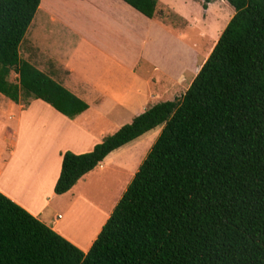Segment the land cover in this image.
Segmentation results:
<instances>
[{
	"label": "trees",
	"instance_id": "obj_1",
	"mask_svg": "<svg viewBox=\"0 0 264 264\" xmlns=\"http://www.w3.org/2000/svg\"><path fill=\"white\" fill-rule=\"evenodd\" d=\"M40 1L0 0V94L73 119L88 104L20 57ZM122 1L156 15L158 0ZM226 1L234 14L179 99L153 104L88 152L62 153L56 195L161 127L90 248L0 192V264H264V0Z\"/></svg>",
	"mask_w": 264,
	"mask_h": 264
},
{
	"label": "crops",
	"instance_id": "obj_2",
	"mask_svg": "<svg viewBox=\"0 0 264 264\" xmlns=\"http://www.w3.org/2000/svg\"><path fill=\"white\" fill-rule=\"evenodd\" d=\"M223 2L228 4L226 0ZM67 13L73 17L68 18ZM33 19L34 53L26 52L25 59L51 74L85 101L88 108L70 119L39 99L36 100L46 110L34 109L37 103H1L0 192L86 252L111 212L90 201L82 188L95 177L107 180L110 168L112 174L117 170L126 172L137 144L152 135L141 156L144 158L161 127L110 152L69 191L56 195L54 185L62 153L88 152L105 136L155 104L154 101L176 99L185 76L180 74L175 81L168 72V76L156 78L160 67L151 57V50L166 33L174 30L122 0H41ZM86 23H91L90 32L84 30ZM47 28L57 33L67 30L70 44L60 39L56 49L51 41L49 49L44 35ZM135 35L139 37L137 40ZM198 71L199 68L194 77ZM142 158L132 168L131 177Z\"/></svg>",
	"mask_w": 264,
	"mask_h": 264
},
{
	"label": "rangeland",
	"instance_id": "obj_3",
	"mask_svg": "<svg viewBox=\"0 0 264 264\" xmlns=\"http://www.w3.org/2000/svg\"><path fill=\"white\" fill-rule=\"evenodd\" d=\"M59 14L55 12V15ZM233 14V7L229 3L224 4L223 0H213L208 4L207 9H203L201 0H158L154 18L164 25H169L174 32L169 31L165 34L163 40H160L159 43L154 45L151 50V57H153L154 62L160 67L156 72V78L162 74L167 75L168 72L170 73V78L175 79V81L180 74L185 76L184 81L180 83L181 90L176 98L179 99L187 90L195 71L203 65ZM65 15L68 18L73 17L72 13ZM48 20V24H51L49 18ZM90 27L91 23H86L84 30L90 32ZM34 33L35 23L33 19L23 38V41H25H22L23 43L20 45V57L22 59L26 58V52L34 53V47L32 46L35 44ZM44 35L47 37L49 49L51 41L55 42V48L58 46L60 39H63L68 45L71 42L67 30H62L57 33L47 28L44 31ZM138 38V35H135V39L137 40ZM9 79L15 81L17 79L16 74L11 72ZM21 101L31 105L37 103L34 109H47L39 100L33 98ZM3 102L12 103L13 101L0 94V104ZM155 102L157 103L159 101ZM6 122L12 123V121ZM151 139L152 135L148 134L146 139L137 144V149L133 153V161L128 163L131 166L128 167L126 172L121 173L117 170L112 174L110 168L108 171L111 172H108L107 176L109 178L107 180H98L100 179L98 177L89 180L82 188L83 191L85 190L86 197L90 201L98 204L105 211L111 212L120 196H122L123 190L127 186L126 183L133 178L131 177L133 172L132 168L134 169L137 161L141 160V156L148 146V141ZM125 177L127 178L125 179ZM120 186L121 189L119 188Z\"/></svg>",
	"mask_w": 264,
	"mask_h": 264
},
{
	"label": "bare ground",
	"instance_id": "obj_4",
	"mask_svg": "<svg viewBox=\"0 0 264 264\" xmlns=\"http://www.w3.org/2000/svg\"><path fill=\"white\" fill-rule=\"evenodd\" d=\"M119 188H120V187H119ZM119 188H118V189H119ZM116 189H117V188H116ZM117 192H118V191H117ZM87 209H88V208H87ZM88 210H89V209H88ZM90 212H91V211H90ZM92 213H93V212H92ZM81 216L84 217L85 215H81ZM81 216H79V217H81ZM89 216H90V215H89ZM87 217H88V216H86V219H88ZM95 217H96V216H95ZM93 218H94V216L91 217V219H93ZM78 219H79V218H78ZM81 219H82V218H81ZM84 219H85V218H84ZM96 219H97V218H96ZM88 220H89V219H88ZM99 220H100V219H99ZM99 220H98V221H99ZM74 221H75V220H74ZM88 222H89V221H88ZM73 224H74V223H73Z\"/></svg>",
	"mask_w": 264,
	"mask_h": 264
}]
</instances>
